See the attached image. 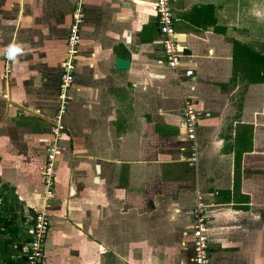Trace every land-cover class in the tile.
Returning <instances> with one entry per match:
<instances>
[{
  "label": "crops",
  "instance_id": "obj_1",
  "mask_svg": "<svg viewBox=\"0 0 264 264\" xmlns=\"http://www.w3.org/2000/svg\"><path fill=\"white\" fill-rule=\"evenodd\" d=\"M153 1L0 6V186L13 189L30 238L48 148H62L44 264H193L198 203L210 264H264V58L240 41L247 27L231 20L228 0H170L181 52L170 68ZM249 4L264 14V2ZM77 8L65 129L54 137ZM117 57L129 67L117 68ZM186 98L198 118L194 165L184 149Z\"/></svg>",
  "mask_w": 264,
  "mask_h": 264
},
{
  "label": "built area",
  "instance_id": "obj_2",
  "mask_svg": "<svg viewBox=\"0 0 264 264\" xmlns=\"http://www.w3.org/2000/svg\"><path fill=\"white\" fill-rule=\"evenodd\" d=\"M154 11L156 13L158 29L161 36L162 53L165 61L170 68H177L180 64L181 52L176 39V31L174 28V16L172 13L170 0H154ZM83 21L82 13L77 8L74 19L69 27L66 39V56L63 61V72L60 77V104L55 114L54 121L50 127V131L54 137H57L64 129L65 124L63 117L66 113L67 106V88L73 80V69L75 67V55L80 40V25ZM6 57H10V51L5 52ZM6 67V72L9 67ZM192 69L183 71L184 76H191ZM185 140L188 146L184 148L188 153V163L194 165L198 158V148L195 141L197 113L192 107L189 99L184 100L183 108ZM62 151L58 144H52L48 148V152L42 167L43 193L41 196L42 208L38 209L33 217L30 228V238L23 248L25 264H44L46 258V239L51 226L50 215L47 208L50 206L55 188V159L57 154ZM192 263L193 264H210L209 255V235L205 222V214L202 206L198 203L193 211L192 226Z\"/></svg>",
  "mask_w": 264,
  "mask_h": 264
},
{
  "label": "trees",
  "instance_id": "obj_3",
  "mask_svg": "<svg viewBox=\"0 0 264 264\" xmlns=\"http://www.w3.org/2000/svg\"><path fill=\"white\" fill-rule=\"evenodd\" d=\"M14 197L12 188L0 186V264H25L22 252L29 237L20 225Z\"/></svg>",
  "mask_w": 264,
  "mask_h": 264
},
{
  "label": "rangeland",
  "instance_id": "obj_4",
  "mask_svg": "<svg viewBox=\"0 0 264 264\" xmlns=\"http://www.w3.org/2000/svg\"><path fill=\"white\" fill-rule=\"evenodd\" d=\"M252 1L254 0H249L250 7H251ZM257 1L264 2V0H257ZM4 2L5 0H0V6L5 5ZM15 2H16L15 3L16 6L18 2L24 5L25 0H15ZM228 2L231 5V8H228L229 9L228 14H230L231 20L235 21L237 18V20L242 22V24H244L245 27H247V31L238 33V36H240V41L242 40L246 44L245 46L247 48V52L251 54L254 52L264 58V14H261V15L256 14L255 10H252L251 8L248 11L247 10L248 0H228ZM237 6L239 10L238 13H236ZM263 6L264 5H262V7ZM2 14H3L2 10L0 9V16ZM0 26H3L1 22H0ZM236 46L240 47L239 44H237ZM260 64L262 65V63Z\"/></svg>",
  "mask_w": 264,
  "mask_h": 264
},
{
  "label": "water",
  "instance_id": "obj_5",
  "mask_svg": "<svg viewBox=\"0 0 264 264\" xmlns=\"http://www.w3.org/2000/svg\"><path fill=\"white\" fill-rule=\"evenodd\" d=\"M129 65H130V61L128 59L120 58V57H117L115 59V66L117 68L125 69L128 68Z\"/></svg>",
  "mask_w": 264,
  "mask_h": 264
},
{
  "label": "clouds",
  "instance_id": "obj_6",
  "mask_svg": "<svg viewBox=\"0 0 264 264\" xmlns=\"http://www.w3.org/2000/svg\"><path fill=\"white\" fill-rule=\"evenodd\" d=\"M15 51H18V49H11V50H10V56H11V55H14Z\"/></svg>",
  "mask_w": 264,
  "mask_h": 264
}]
</instances>
